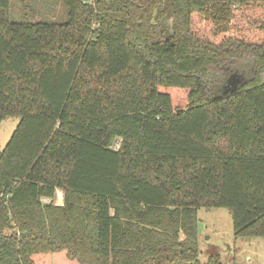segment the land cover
<instances>
[{"label": "trees", "instance_id": "1", "mask_svg": "<svg viewBox=\"0 0 264 264\" xmlns=\"http://www.w3.org/2000/svg\"><path fill=\"white\" fill-rule=\"evenodd\" d=\"M61 3L0 0V264H222L201 207L264 236V0Z\"/></svg>", "mask_w": 264, "mask_h": 264}, {"label": "rangeland", "instance_id": "2", "mask_svg": "<svg viewBox=\"0 0 264 264\" xmlns=\"http://www.w3.org/2000/svg\"><path fill=\"white\" fill-rule=\"evenodd\" d=\"M25 9L32 13L30 17L36 19L40 17L60 19L65 15L61 0H11L13 19L21 17ZM246 66L249 68L250 62L246 61ZM260 75L264 81V71ZM237 77L239 76L233 75L231 80ZM18 122L19 116H8L0 122V152L6 146ZM120 142V139L115 140L113 147L118 148ZM59 192L56 191L55 201L62 204L60 199L61 195L63 198L62 189L59 188ZM197 214L200 261L205 262L210 255L219 253L222 264H264V236L236 235L232 215L227 207H201ZM181 237H184V234Z\"/></svg>", "mask_w": 264, "mask_h": 264}, {"label": "water", "instance_id": "3", "mask_svg": "<svg viewBox=\"0 0 264 264\" xmlns=\"http://www.w3.org/2000/svg\"><path fill=\"white\" fill-rule=\"evenodd\" d=\"M245 80H246V77L240 76V77H237V78L231 80L229 83L232 85L231 88H234V87L238 86L240 83H242Z\"/></svg>", "mask_w": 264, "mask_h": 264}, {"label": "built area", "instance_id": "4", "mask_svg": "<svg viewBox=\"0 0 264 264\" xmlns=\"http://www.w3.org/2000/svg\"><path fill=\"white\" fill-rule=\"evenodd\" d=\"M85 1H87V2H90V3H95L97 0H85ZM57 192H59V188H57ZM59 194H61L60 192H59ZM61 197H62V195H61ZM45 201H50L51 199L50 198H43ZM61 200H62V203H63V198H61Z\"/></svg>", "mask_w": 264, "mask_h": 264}, {"label": "bare ground", "instance_id": "5", "mask_svg": "<svg viewBox=\"0 0 264 264\" xmlns=\"http://www.w3.org/2000/svg\"><path fill=\"white\" fill-rule=\"evenodd\" d=\"M60 195H58V197H59ZM60 199H61V197H60ZM62 201V200H61Z\"/></svg>", "mask_w": 264, "mask_h": 264}]
</instances>
